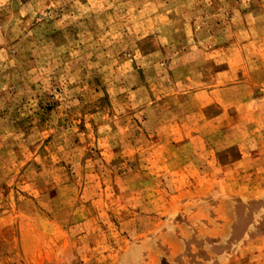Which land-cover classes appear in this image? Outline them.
I'll return each instance as SVG.
<instances>
[{"label": "rangeland", "instance_id": "374dc122", "mask_svg": "<svg viewBox=\"0 0 264 264\" xmlns=\"http://www.w3.org/2000/svg\"><path fill=\"white\" fill-rule=\"evenodd\" d=\"M0 264H264V0H0Z\"/></svg>", "mask_w": 264, "mask_h": 264}]
</instances>
